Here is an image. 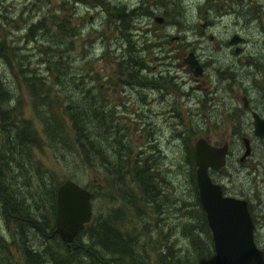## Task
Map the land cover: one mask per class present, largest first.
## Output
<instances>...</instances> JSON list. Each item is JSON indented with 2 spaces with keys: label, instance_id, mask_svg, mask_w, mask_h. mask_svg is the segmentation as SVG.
<instances>
[{
  "label": "rangeland",
  "instance_id": "1",
  "mask_svg": "<svg viewBox=\"0 0 264 264\" xmlns=\"http://www.w3.org/2000/svg\"><path fill=\"white\" fill-rule=\"evenodd\" d=\"M220 2L230 3L229 0ZM206 4V0H0V38L6 45L15 46L11 51L15 59L22 58L33 67H37L39 59L35 52L36 40L49 37L53 23L64 21L71 26L74 35L64 39L69 69L73 73L97 75L105 88L107 105L118 132L124 134L129 149L125 151L124 166L127 161L137 164L129 166L131 172L124 170L120 183L116 179L104 182L99 176L101 170L93 172L91 169L81 173L76 169L77 182L93 194L90 197L92 216L116 222L120 232L134 242L138 256L147 255L148 264H177L174 260L177 255L188 257L194 264H205L208 260V257L199 259L198 248L195 249L191 241L193 236L200 245L199 252L203 253L212 246L210 231L208 240L200 230L191 153L198 136L208 138L213 144L231 143L233 154H227L224 165L210 171V175L214 181L231 185L234 190L240 184V197L246 199L253 222L254 240L264 249V138L252 133L251 117L248 108L241 107V100L240 121L237 108L239 93L240 96L245 94L251 104L264 105V35L258 27L261 22H246L240 14V34L247 39L240 56H236L224 39L237 28V23L231 15L223 14L219 19L211 10L208 14L203 12ZM198 9L208 21L213 12V21L201 24L203 19L197 20ZM151 10L155 14L161 12L166 19L159 26L158 40L146 38L145 21L157 25L152 18L145 17ZM37 22L44 28L27 29ZM192 28L211 32L213 40L192 34L189 31ZM180 32H185L184 40L174 37ZM30 35L35 41L27 40ZM188 51L195 54L204 68L200 77L193 78L182 62ZM127 52L138 56L136 66L143 76L141 82L138 79L127 82L125 76L119 74L122 65L117 66V63ZM8 55L0 56V76L11 89L13 99L0 107L13 106L17 115L30 118L27 93L14 77L15 59L13 63L8 62ZM221 71H240V89L236 85L225 87L224 81L218 82ZM145 78L156 79L160 89L146 86ZM234 78L237 81L235 75ZM158 93L163 94L161 101H147ZM32 122L42 137L39 123L35 119ZM239 135H246L250 144V152L240 161V166L237 155L241 154L243 144ZM29 156L30 163L18 180L26 184L23 188L26 199L18 200L25 208L18 211L14 206L16 213L13 214L0 200V264H27L20 251L23 244L33 248L45 246L50 250L57 246L54 235L43 236L42 227L47 219L50 218L51 223L53 220L46 193L72 168L57 160L45 146L31 148ZM36 165L40 167V175L46 176L47 172L52 178L47 176L43 180L38 176ZM137 175L144 179L143 184L138 183ZM146 186V190L153 188L157 192L154 205L151 197L146 202ZM172 254L174 257L160 261V257ZM130 263L127 257L120 258V264Z\"/></svg>",
  "mask_w": 264,
  "mask_h": 264
},
{
  "label": "trees",
  "instance_id": "2",
  "mask_svg": "<svg viewBox=\"0 0 264 264\" xmlns=\"http://www.w3.org/2000/svg\"><path fill=\"white\" fill-rule=\"evenodd\" d=\"M53 27L49 37L36 40L34 43L35 45L38 43V49L35 51L39 56L37 67L42 64V67L38 69L31 66L28 61L23 62L22 58L15 59L13 57L15 54H11L15 46L6 45L4 39L0 38V56L10 54L6 56V60L10 63H13L12 60L15 59L14 77L26 91L31 108L30 118H24L15 113L13 106L0 107V133L3 135L0 139V200L13 214L16 213L14 206L18 211L25 208L18 200L26 199L23 189L26 184H20L18 180L24 176L22 170L27 163H30L29 152L33 147L45 146L57 160L71 167L65 178L76 182L79 174L76 169H79L80 173L91 169L93 172L101 170L102 173L100 172L99 176L104 178V182L116 179L120 183L125 176L124 170L131 172L132 168L129 166L137 165L127 161L124 166L125 158H127L125 151L128 146L124 134L118 132L115 118L107 105L105 88L98 81L97 75L82 74L77 71L73 73L69 69L70 62L65 56L67 43L64 39L74 35L73 31H70L71 26L61 21L53 23ZM43 28L44 25L37 22L30 24L27 29L41 30ZM26 38L32 40L35 37L30 35ZM123 58L117 63V66L122 65V71H119V74H123L127 82H130V79H138L141 82L143 76L139 73L140 67L136 66L138 56L127 52ZM84 77H89V80ZM12 99L11 89L0 76V104ZM33 119L39 123L42 137L33 126ZM36 170L38 171L36 174L39 173L38 176L43 180H46L47 176L49 179L52 178L47 172H45L46 176L40 175L38 165ZM150 178L151 176H149V182L152 181ZM136 179L138 183H144L141 175ZM37 185L40 186V183ZM147 186L144 187L145 190ZM55 187L56 184L46 193L51 204V213L52 211L54 213L55 209ZM91 196L93 194L90 191ZM197 204L200 212V230L209 240L204 212L199 202ZM47 220L42 227L43 236L50 238L53 224L50 218ZM30 222H32L31 218ZM30 222L28 225L32 227L33 224ZM117 227L116 222H111L108 218L98 219L91 216L83 228L76 233L71 241L72 246L69 243L68 248L54 234L57 246L51 250L45 246L33 248L29 244H23L20 251L27 264H120L121 257H127L131 263L148 264L149 260L145 257L147 255L139 257L134 242L126 238ZM191 239L194 248H198L197 254L201 257L199 259L208 257L205 264L212 261L214 256L212 246L210 245V249L204 253L199 252V243L193 236ZM171 257L174 255L160 257V261ZM179 257L177 255L174 259L177 264H194L188 257Z\"/></svg>",
  "mask_w": 264,
  "mask_h": 264
},
{
  "label": "water",
  "instance_id": "3",
  "mask_svg": "<svg viewBox=\"0 0 264 264\" xmlns=\"http://www.w3.org/2000/svg\"><path fill=\"white\" fill-rule=\"evenodd\" d=\"M156 20L160 22L162 19L156 17ZM241 39L242 37L240 41ZM236 40L233 36L229 42ZM182 61L194 74L201 71V65L192 51H188ZM252 126L256 135L264 136V118L255 112H252ZM242 139L244 149L240 154V161L250 151L248 139ZM226 151V142L212 144L203 136L196 137L191 147L197 197L210 231L214 253L211 264H264V249L254 241L253 222L246 200L223 195L220 184L212 181L208 173L209 169L218 170L223 166ZM54 205L53 228L49 237L56 234L68 248L92 214L90 192L78 182L64 178L55 187Z\"/></svg>",
  "mask_w": 264,
  "mask_h": 264
},
{
  "label": "flooded vegetation",
  "instance_id": "4",
  "mask_svg": "<svg viewBox=\"0 0 264 264\" xmlns=\"http://www.w3.org/2000/svg\"><path fill=\"white\" fill-rule=\"evenodd\" d=\"M206 1H208V4H206V7H205L206 10H204L203 12L208 14L209 13L208 10H211V11L215 12L214 16L218 17L219 19L223 16V14H227L228 16L231 15L233 17V20H235V23H237V28L234 30H231L224 39V42L226 44H228L229 48H231V50L237 54L236 56H240V52L243 51V48H244L243 45L247 39L245 36L240 34V14H242L243 18L246 20V22L248 21L249 23L255 22L256 20H259L261 23L258 27H259V29L262 30V33L264 35V0H229L230 1L229 4L221 3L220 0H216L217 2H215V3H212L211 2L212 0H206ZM213 12L211 14V20L212 21L214 18ZM160 13L155 14L154 10L147 11V14L145 15V17L147 19L152 18L153 21L155 23H157V25H155L154 23H150L149 20L145 21L144 24L146 25L145 32H146V38L147 39H150V40H158L159 39V37H160V31L158 30L159 26L161 24H163L166 20L165 16L160 14ZM261 16H263V17L260 20ZM156 17H161L162 20L159 22L156 20ZM200 18L203 19L201 24L205 23L206 25H208L211 22V20L208 21L207 18L205 17V14L202 13L200 9H198L197 10V20H199ZM177 23H178V21L176 20V24ZM183 26L191 28L192 25L191 24H183ZM189 31L192 34H196L197 36L205 35L206 38L209 40H213V38H214L213 34L209 31L203 30V31L199 32V31H194L193 28L189 29ZM185 32H187V31H185ZM185 32L175 33L174 37L176 39H183L184 40L186 38ZM233 36H235L237 38V40L235 42H229L231 37H233ZM240 37H242L241 41H240ZM213 42H215V39ZM235 48H237V51H235ZM194 56H195V54H194ZM198 62H199V60H198ZM199 64L201 65V71H199L197 74H194L193 71H190L188 69L190 71L191 75L193 76V78H196L198 76L200 77L204 73V71H203L204 68H203L201 62H199ZM234 75H235L237 81L235 80ZM217 81L218 82L224 81L225 87H232L233 85H236L240 89V71H221V73L219 75V79H217ZM144 83L148 87H153V88L158 89V90L160 89V84L156 79L146 78ZM161 95H163V94L158 93L154 98H152V97L148 98L147 101L148 102H150L152 100L161 101ZM238 97H239V104L237 105V108H238V114H239V118H238L239 121H240V100H241V107L243 109L248 108V111H249V114L251 117V125H252V112L257 113L258 116H260L261 118H264V105L263 104L261 106L258 102L251 104L248 97L245 94H242L240 96V93H239ZM157 112L159 113V110H157ZM239 133H240V131H239ZM252 133L257 138H264V136L260 137L253 132V126H252ZM239 137H240L241 142L243 144V149H244V141L242 139L243 137H246L248 139V145L250 148L249 138L246 135H239ZM225 142L227 143L226 155L227 154H233L231 143L227 142V141H225ZM238 151H240V145H239ZM238 151H236V152H238ZM226 155H225V158H226ZM237 160H238L239 166H240V153L237 155ZM224 163H225V159H224ZM210 171H214V170L209 169L208 170L209 175H210ZM147 177H148V174L146 175V178ZM210 177H211L212 181H214V179L212 178L211 175H210ZM214 182H217V181H214ZM217 183L220 184L221 193L223 195L234 196V197L240 199V184L237 187V189L234 190L231 185H228L226 183H220V182H217ZM144 193H145L146 202L148 203L147 199H149V197H151L152 200L150 202L153 203V205H154L155 196L157 194V192H155V189L151 188V190L149 189V191L145 190ZM246 203H247V201H246ZM159 213L160 212L157 211L158 215H159Z\"/></svg>",
  "mask_w": 264,
  "mask_h": 264
}]
</instances>
